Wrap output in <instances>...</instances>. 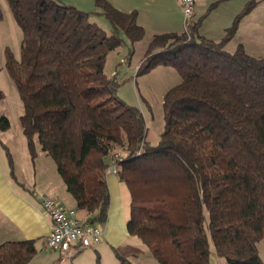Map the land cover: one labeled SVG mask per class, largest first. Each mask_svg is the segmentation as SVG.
<instances>
[{"label": "trees", "instance_id": "trees-1", "mask_svg": "<svg viewBox=\"0 0 264 264\" xmlns=\"http://www.w3.org/2000/svg\"><path fill=\"white\" fill-rule=\"evenodd\" d=\"M7 1L22 43L20 60L7 50L5 67L24 105L29 152L34 160L37 141L55 161L79 216L108 222L107 171L116 165L131 196L127 231L160 264H212L210 240L228 264H262L264 56L243 45L225 49L248 9L220 42L200 35L204 18L194 16L182 33L153 37L137 74L171 66L181 82L165 94L164 130L151 145L143 112L118 97L117 76L105 71L122 34L128 61L144 38L137 12L94 0L108 35L90 13L59 0ZM9 128L0 114V132ZM36 255L33 240L0 244V264H29Z\"/></svg>", "mask_w": 264, "mask_h": 264}, {"label": "crops", "instance_id": "crops-1", "mask_svg": "<svg viewBox=\"0 0 264 264\" xmlns=\"http://www.w3.org/2000/svg\"><path fill=\"white\" fill-rule=\"evenodd\" d=\"M128 1L129 4L124 6L131 7L120 5L121 0H110L115 8L122 12H137V22L145 30L141 41L147 38V35H151L152 40L158 34H180L184 31L179 30L180 24L174 20L175 13L179 16L182 11L179 0H150L149 7L134 5V0ZM200 2L201 0H196L194 13V21L204 18L199 33L209 40L220 42L238 14L228 6H223L227 5V0H211L206 8H200ZM216 3L218 4L212 7ZM158 9L165 12L163 18H158ZM209 22L211 26L207 25ZM149 30H152L151 34L148 33ZM237 33L225 46L226 51L230 53L234 52L231 48L243 45L238 41L235 46ZM12 144L11 138L0 136V244L33 240L37 255L29 264H96L95 254L105 251L106 242L117 244L118 232L125 236L128 234L126 224L129 221L128 208L131 206L130 192L110 168L107 171V182L111 204L108 222L106 227H103V241L94 248L80 252L61 254L49 251L46 244L50 234V221L42 209L41 198L49 197L66 209H76V203L58 174L55 161L42 152L41 147L33 160L23 133L16 139V147Z\"/></svg>", "mask_w": 264, "mask_h": 264}, {"label": "rangeland", "instance_id": "rangeland-1", "mask_svg": "<svg viewBox=\"0 0 264 264\" xmlns=\"http://www.w3.org/2000/svg\"><path fill=\"white\" fill-rule=\"evenodd\" d=\"M59 1L90 13V20L93 23L101 27L108 35L112 33L110 23L97 9L94 0ZM149 1L134 0L133 4L149 7ZM209 1L211 0H201L200 8L208 7ZM227 1L225 2L227 5L223 6H228L237 14L242 13L244 9H248L245 11V14H241L242 18L237 31L238 38L234 41L235 46L236 42L240 41L249 55L252 57H263L264 0ZM128 2V0H121L120 5L123 7H131V5L124 6L129 4ZM110 3L112 4V2ZM0 8L3 12V20L0 22V114L6 116L10 121V128L7 131L0 132V136L11 138L12 145L16 147V139L20 138L23 133L20 119L24 113V105L15 82L9 76L5 65L7 61V50L12 52L15 59L20 60L22 31L12 15L13 13L7 0H0ZM165 15L163 10L158 9V18H163ZM174 20L180 24L179 30L183 31L185 19L182 11L179 16H177V12L175 13ZM207 25L211 26L212 24L209 22ZM151 31L149 30L148 33L151 34ZM122 37L124 43L115 52L109 53L105 71L110 77L117 76V81L120 85L117 91L118 97L128 105L136 106L143 112L148 128L147 140L151 145H156L165 125L163 110L165 94L181 82V76L174 67L163 65L154 68L150 72L138 75L140 61L144 59L151 35H147V38L135 45L134 54L131 57L130 63L127 60L128 39L123 34ZM231 49V51H235L237 48ZM36 149L40 150V145L37 141ZM128 209L129 220L130 206ZM106 224L103 225L104 228ZM117 240L119 241L117 244L106 242L107 247L105 251L101 254H95L96 264H160L153 257L146 244L137 236H131L129 233L125 236L118 232ZM210 245L212 251L210 259L212 264H228L226 259L219 258L215 254L211 240ZM258 249L262 264H264V239L259 242Z\"/></svg>", "mask_w": 264, "mask_h": 264}, {"label": "built area", "instance_id": "built-area-1", "mask_svg": "<svg viewBox=\"0 0 264 264\" xmlns=\"http://www.w3.org/2000/svg\"><path fill=\"white\" fill-rule=\"evenodd\" d=\"M184 16V30L192 20L196 0H179ZM117 174V167H111ZM41 206L50 221V234L46 248L52 252L66 254L80 252L100 244L104 239V228L100 225L87 224L76 209H66L49 197L41 198Z\"/></svg>", "mask_w": 264, "mask_h": 264}, {"label": "bare ground", "instance_id": "bare-ground-1", "mask_svg": "<svg viewBox=\"0 0 264 264\" xmlns=\"http://www.w3.org/2000/svg\"><path fill=\"white\" fill-rule=\"evenodd\" d=\"M118 173V172H117Z\"/></svg>", "mask_w": 264, "mask_h": 264}]
</instances>
